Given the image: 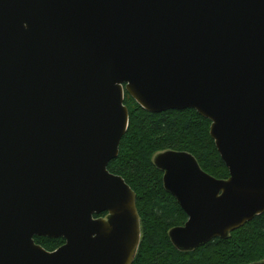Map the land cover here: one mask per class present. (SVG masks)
Returning a JSON list of instances; mask_svg holds the SVG:
<instances>
[{"label":"water","instance_id":"1","mask_svg":"<svg viewBox=\"0 0 264 264\" xmlns=\"http://www.w3.org/2000/svg\"><path fill=\"white\" fill-rule=\"evenodd\" d=\"M126 92L210 119L230 171L155 157L188 215L170 231L178 249L264 213V0H0V264H133L137 193L109 170Z\"/></svg>","mask_w":264,"mask_h":264},{"label":"trees","instance_id":"2","mask_svg":"<svg viewBox=\"0 0 264 264\" xmlns=\"http://www.w3.org/2000/svg\"><path fill=\"white\" fill-rule=\"evenodd\" d=\"M129 127L120 153L109 164L137 193L142 236L133 264H250L264 261V213L223 238H215L191 251L178 249L170 231L183 226L188 215L176 197L166 190L164 171L154 162L156 154L186 151L193 154L204 171L228 179L230 171L211 136V120L196 109L150 112L128 92ZM103 213L99 216H106ZM98 216V215H97ZM49 251L60 248L64 238L36 236Z\"/></svg>","mask_w":264,"mask_h":264},{"label":"rangeland","instance_id":"3","mask_svg":"<svg viewBox=\"0 0 264 264\" xmlns=\"http://www.w3.org/2000/svg\"><path fill=\"white\" fill-rule=\"evenodd\" d=\"M158 154H159V153H158ZM158 154H156L155 157H156ZM155 157H154V159H155Z\"/></svg>","mask_w":264,"mask_h":264}]
</instances>
